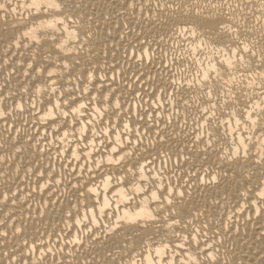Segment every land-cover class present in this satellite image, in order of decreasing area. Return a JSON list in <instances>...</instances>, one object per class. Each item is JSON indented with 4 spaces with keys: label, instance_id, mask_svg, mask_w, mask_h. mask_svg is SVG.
<instances>
[{
    "label": "bare ground",
    "instance_id": "6f19581e",
    "mask_svg": "<svg viewBox=\"0 0 264 264\" xmlns=\"http://www.w3.org/2000/svg\"><path fill=\"white\" fill-rule=\"evenodd\" d=\"M0 264H264V0H0Z\"/></svg>",
    "mask_w": 264,
    "mask_h": 264
}]
</instances>
